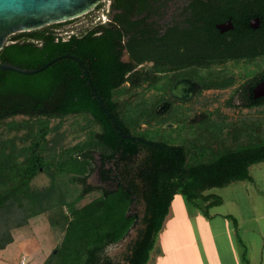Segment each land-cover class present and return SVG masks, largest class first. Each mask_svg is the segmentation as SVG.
Masks as SVG:
<instances>
[{"label":"trees","instance_id":"obj_1","mask_svg":"<svg viewBox=\"0 0 264 264\" xmlns=\"http://www.w3.org/2000/svg\"><path fill=\"white\" fill-rule=\"evenodd\" d=\"M150 1L158 0H111L123 14L139 13ZM258 1L264 19V0ZM72 22L15 34L0 50V63L47 65L30 78L0 70V251L13 241V230L53 211L58 218L50 221L62 236L42 264H147L174 196L210 217L209 209L223 202L211 189L252 181L249 167L264 161V98L223 106L235 118L221 116L226 112L218 106L187 121L175 108L177 131L150 139L142 124L167 122L153 111L162 99L152 86L156 76L150 75L149 88L119 101L131 68L115 52L119 36L107 23L65 39L62 28ZM144 60L154 63L148 71L157 66L154 55L136 62ZM30 86L37 92H27ZM8 93L31 101L5 103ZM68 117L82 122L74 121L75 137L82 138L72 145L56 132ZM52 119L59 120L55 127ZM41 174L47 185L37 186ZM94 191L97 196L78 206Z\"/></svg>","mask_w":264,"mask_h":264},{"label":"flooded vegetation","instance_id":"obj_2","mask_svg":"<svg viewBox=\"0 0 264 264\" xmlns=\"http://www.w3.org/2000/svg\"><path fill=\"white\" fill-rule=\"evenodd\" d=\"M100 5L95 11L102 14L91 24L110 25L114 38H120L115 52L131 67L120 84L126 93L119 101L149 88L150 75L156 76L152 86L162 96L153 109L161 119L176 108L187 121H199L218 106L225 111L223 106H246L264 98L253 96L264 79V19L258 0H158L139 13L125 14L111 0ZM65 29V39L78 30ZM147 55L157 59L150 71L152 61L136 62ZM187 82L197 87L190 89ZM17 95L2 99L31 101ZM225 112L221 116L235 118Z\"/></svg>","mask_w":264,"mask_h":264},{"label":"rangeland","instance_id":"obj_3","mask_svg":"<svg viewBox=\"0 0 264 264\" xmlns=\"http://www.w3.org/2000/svg\"><path fill=\"white\" fill-rule=\"evenodd\" d=\"M101 14L102 11H92L62 29L68 27L69 29L79 30L84 26H89L94 18ZM66 32L69 33V30ZM35 74L23 76L30 78ZM27 92L34 93L37 90L34 86H30ZM20 118L16 117L15 119L18 120ZM75 120L82 124L80 118L68 117L62 121L56 130V132L64 135L63 142L66 145H72L82 138L81 133H78L80 135L75 137L76 135L73 132ZM161 120L167 122L163 125L156 121L152 124H142V132L145 136L150 139H163L169 138L172 132L177 131L178 125L172 121L169 114L163 116ZM58 122L59 120L52 119L50 126L55 127ZM249 175L252 178L250 182H234L226 187L213 188L209 191L224 198L222 205L209 209L210 217H203L196 208L185 202L180 195L174 196L170 205L169 215L166 218V224L184 229L189 225L196 239V246L188 244L186 232L188 230L179 231L175 235L179 239L170 246L172 251L164 257L165 264H195L196 260H198V257L194 256L195 249L200 251L199 254L201 255L204 248L212 253V255L211 253L208 255L211 256L212 261L222 260L224 264H243V254H245L248 264H264V161L251 165L249 167ZM89 181L95 184L96 178L93 176ZM33 183L37 186L47 185V179L41 174L35 178ZM69 186L72 187V185ZM233 187L236 193L233 191ZM73 188L80 191L78 185ZM97 194L94 191L86 195L78 203V206L90 201ZM226 196L241 198L226 200ZM242 197H246L251 208H253L254 219H250L249 216L246 217L247 213L245 212L244 198ZM52 212L49 211L34 216L29 219L27 225L12 231L13 241L0 251V264H42L54 246L59 243L62 236L60 227L54 226L50 221V219L55 220L58 218L57 212L54 215ZM233 220L236 222L234 223ZM246 226L254 227L255 229H245L244 227ZM205 238L206 247L202 245V241ZM156 251V248H154L151 253V264L159 258L158 251ZM200 260L205 263L203 259Z\"/></svg>","mask_w":264,"mask_h":264},{"label":"water","instance_id":"obj_4","mask_svg":"<svg viewBox=\"0 0 264 264\" xmlns=\"http://www.w3.org/2000/svg\"><path fill=\"white\" fill-rule=\"evenodd\" d=\"M106 1L108 0H0V50L6 45L8 38L15 34L77 20ZM46 66L25 69L3 62L0 63V70L31 75L42 71ZM187 85L190 89L197 87L192 82H187ZM253 96H264V79L254 87Z\"/></svg>","mask_w":264,"mask_h":264},{"label":"crops","instance_id":"obj_5","mask_svg":"<svg viewBox=\"0 0 264 264\" xmlns=\"http://www.w3.org/2000/svg\"><path fill=\"white\" fill-rule=\"evenodd\" d=\"M233 191L236 193V190L234 189V187H233ZM234 195H236V194H234ZM226 197H225L226 200L227 199L228 200H232L233 198H241V197H229V196H226ZM242 198H244L243 201H244V204H245V212L248 214V215L246 214V217L249 216L250 219H254V216H255L254 215V211H253V208H251L249 202L247 201L248 199L246 197H242ZM221 199L224 202V200H223L224 198L221 197ZM223 202H222V204H223ZM169 212H170V207H169V211H168V213L165 216V219L163 221V225H162L161 229L159 230V232L157 234V238H156L154 247L152 249V251H153L154 248H156V250L158 251V255H159V258H157L155 261H153V264H165L166 263V261L164 260V257H166L165 255L167 253L172 251L170 246L175 244V242L179 239L175 235H177V233H179V231H181V230H184V231L188 230V231H186L187 232L188 244L191 245V246L192 245L196 246L195 245L196 244V239L194 238V235H193L189 225L186 227V229H184V228L174 227L173 225H167L166 224V222H167L166 218L168 217ZM244 228L245 229H249L250 228V229H253V230L255 229L254 227H249V226H246ZM203 241H202V245L204 247H206L207 246L206 243H205L206 238ZM202 250H203V254L200 255L199 254L200 251L195 249V255L194 256L198 257V260H196L195 264H224V262L222 260H220V261H217V260L212 261L211 260V256H208V255H210L211 252L207 251V249H205V248L202 249ZM152 251L150 252L149 260H148L147 264H151L150 261L152 259V255H151ZM211 255H212V253H211ZM200 259H203L205 263H202Z\"/></svg>","mask_w":264,"mask_h":264},{"label":"built area","instance_id":"obj_6","mask_svg":"<svg viewBox=\"0 0 264 264\" xmlns=\"http://www.w3.org/2000/svg\"><path fill=\"white\" fill-rule=\"evenodd\" d=\"M22 263V262H21Z\"/></svg>","mask_w":264,"mask_h":264}]
</instances>
